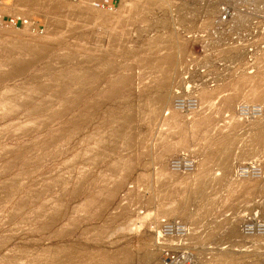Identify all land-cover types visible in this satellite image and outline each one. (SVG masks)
I'll return each instance as SVG.
<instances>
[{
    "label": "rangeland",
    "instance_id": "1",
    "mask_svg": "<svg viewBox=\"0 0 264 264\" xmlns=\"http://www.w3.org/2000/svg\"><path fill=\"white\" fill-rule=\"evenodd\" d=\"M78 1L0 2L27 19L0 23V264H164L147 223L181 205L193 235L172 264H264L263 242L229 234L264 218V178L235 175L264 167V118L235 115L264 90V0H142L136 15ZM176 89L209 97L170 117ZM181 154L199 182L171 170Z\"/></svg>",
    "mask_w": 264,
    "mask_h": 264
},
{
    "label": "built area",
    "instance_id": "2",
    "mask_svg": "<svg viewBox=\"0 0 264 264\" xmlns=\"http://www.w3.org/2000/svg\"><path fill=\"white\" fill-rule=\"evenodd\" d=\"M88 1L95 7L100 6L103 8L108 5L104 1ZM116 3H118V0H111V4L115 5ZM26 21L27 19L20 16H0V23H9L14 26L25 25ZM171 107V110L178 113L194 112L198 107V101L194 94L179 92L175 94ZM235 112V115L240 120L258 119L264 114L263 107L258 103H241L236 107ZM169 166L175 173H191L196 168V162L193 157L181 154L171 158ZM263 174V169L258 162L241 164L235 171V175L243 180H259L263 177ZM147 224L150 227L149 231L158 241L156 244L164 264L174 263L180 253L179 249H182L186 244L185 242L189 234L188 225L178 218L166 216L158 217L156 220L150 218ZM241 232L245 237L264 236V221L259 218L244 219L241 223ZM208 264L218 263L210 262Z\"/></svg>",
    "mask_w": 264,
    "mask_h": 264
},
{
    "label": "bare ground",
    "instance_id": "3",
    "mask_svg": "<svg viewBox=\"0 0 264 264\" xmlns=\"http://www.w3.org/2000/svg\"><path fill=\"white\" fill-rule=\"evenodd\" d=\"M58 2H59V0H57ZM70 1H72V0H70ZM81 1V0H80ZM80 1H78V2H80ZM98 2H100V1H104V2H106L108 5H107V7H103V8H101L100 6H92V7H94V8H99V9H112V7H114L115 5H113V4H111V0H97ZM127 1H138L137 3H133L132 2V4L130 5V6H128L127 4V6L126 7H124L125 9H129L128 7H136V9L135 8H133V10L135 11L136 10V12H135V15L137 14V12H139L140 11V1L142 2V0H119V3H121V4H125ZM60 2H61V0H60ZM63 2V1H62ZM73 2H76V1H73ZM77 2V3H78ZM156 2H157V0H156ZM52 3V2H51ZM55 3H56V1H55ZM83 3V2H82ZM145 3V2H144ZM46 5V4H45ZM83 5V4H82ZM53 6H55V5H53ZM59 6H60V4H59ZM77 6V5H76ZM78 6H80V4L78 3ZM164 6V5H163ZM81 7V6H80ZM77 8H79V7H77ZM141 8H142V5H141ZM80 9V8H79ZM81 10H82V8H81ZM142 10H143V8H142ZM147 10V9H146ZM134 11H132V13H134ZM147 13H148V11H147ZM139 14V13H138ZM238 14H240V13H238ZM237 14V15H238ZM134 15V16H135ZM140 15H141V13H140ZM147 15V14H146ZM239 16H241V15H238V17ZM243 16V15H242ZM133 17V16H132ZM142 17V16H141ZM239 18H241V17H239ZM239 18H237V20H240ZM245 17H243L242 19L243 20H246V19H244ZM139 19V18H138ZM141 21V20H140ZM164 21V20H163ZM239 22V21H238ZM240 23V22H239ZM246 23V22H245ZM240 25H241V23H240ZM108 39V38H107ZM110 39V38H109ZM113 41H115V40H113ZM118 41V40H117ZM120 43H124V42H120ZM123 45V44H122ZM113 46V45H112ZM120 46V45H119ZM171 48V47H170ZM115 49V48H114ZM119 49V48H118ZM173 50V49H172ZM102 51V50H101ZM168 51V50H167ZM100 52V51H99ZM110 54V53H109ZM131 54V53H130ZM172 53H170V55H169V53L168 54H166V55H164V56H162V57H160V58H158V59H155L153 62H156V64H158L160 61V63L161 64H163V62L164 63H166L167 64V66H169L170 67V65H172L173 63H174V61H173V58H174V55H173V57H172V55H171ZM133 55V54H132ZM222 55V54H221ZM103 57H105V56H103ZM235 57V56H234ZM231 58H232V56H231ZM151 60V59H150ZM101 61V60H100ZM99 61V62H100ZM163 61V62H162ZM103 62V61H102ZM146 62V61H145ZM147 63V62H146ZM152 63V62H151ZM165 64V65H166ZM162 66V65H161ZM160 66V67H161ZM144 67V66H143ZM153 67V66H152ZM158 68V67H157ZM170 70L172 71V69L170 68ZM86 71V70H85ZM107 71V70H106ZM162 71L163 72H165L163 69H162ZM161 71V72H162ZM170 71V72H171ZM160 72V71H159ZM158 73V72H157ZM171 75V74H170ZM262 80V79H261ZM264 80V79H263ZM169 70L168 71H166V73H165V75L163 76V77H161V79H160V81L158 82V85H159V87H160V91H157V89H156V91L158 92V94L155 96V103L157 104H160V105H162V106H164V105H167L168 103V100H167V95H164V93H163V89H165L166 88V86H168L169 84ZM186 83V82H185ZM185 83H183V84H185ZM157 85V86H158ZM253 87V86H252ZM257 87H259V86H257ZM258 89V88H257ZM159 90V89H158ZM177 90V91H176ZM175 91H173V95H172V100H173V98H174V96H175V94L176 93H179L180 91H178V89H176ZM155 91V92H156ZM205 91V90H204ZM253 91H255V90H253ZM263 91V92H262ZM203 92V91H202ZM261 93L259 94H257V95H255V96H253L252 98H250L249 99V101L247 102V103H252V104H254V103H263L264 102V90L262 89L261 91H260ZM189 94H194L195 96H196V98H197V101H199V105H200V107L202 108V106L204 105H202V103L204 102V101H206V100H208V97H209V95L207 94V93H202V94H200V96L199 97H197V95L195 94L196 93V91L195 90H189V92H188ZM253 93V92H252ZM166 94V93H165ZM166 96V97H165ZM236 96V95H235ZM234 98V97H233ZM154 100V99H153ZM172 100H171V103H172ZM234 100V101H233ZM231 99V100H229L228 102H227V104L228 105H230L231 106V104L233 103V102H235L236 103V101L235 100H237V98H235V99ZM147 102V101H146ZM234 103V104H235ZM142 104H144V103H142ZM158 104H157V106H158ZM234 104H233V106H234ZM152 105V104H151ZM198 105V106H199ZM149 106V105H148ZM229 106V107H230ZM141 108V107H140ZM145 108V107H144ZM162 108V107H161ZM172 108V107H171ZM142 109V108H141ZM168 109V108H167ZM197 109H198V107H197ZM197 109H196V111H197ZM147 110V109H146ZM144 112V111H143ZM146 112V111H145ZM167 112V111H166ZM174 112H176V111H174ZM174 112H173V110H171L170 109V117L172 116V113L174 114ZM195 112V111H194ZM167 113H169V112H167ZM176 113H178V112H176ZM178 114H180V113H178ZM262 118H264L263 116L261 117V118H258V119H256V120H259V119H262ZM127 121H128V119H127ZM261 121V120H260ZM176 122V121H175ZM200 122V121H199ZM201 123V122H200ZM199 123V124H200ZM204 123V122H203ZM198 124V125H199ZM235 124V123H234ZM124 125V124H123ZM121 126V125H120ZM123 127V126H122ZM203 127V126H202ZM263 127H264V124L263 125H259L258 127H257V130H261V129H263ZM124 128V127H123ZM122 129V128H121ZM120 129V130H121ZM116 130V129H115ZM256 130V129H255ZM254 130V131H255ZM260 132V131H259ZM220 133V132H219ZM249 134H251V132L249 133ZM255 134V133H254ZM258 134V133H257ZM112 135V134H111ZM259 135H263L262 134V132H261V134H259ZM115 137V136H114ZM257 138H258V136H257ZM261 138V137H260ZM227 139V138H226ZM260 141V140H259ZM99 144H101V143H99ZM90 148V147H89ZM113 150V149H112ZM87 153V152H86ZM85 153V154H86ZM92 155V154H91ZM93 156V155H92ZM191 156V155H190ZM97 157V156H96ZM163 157V156H162ZM191 157H193V156H191ZM194 158V157H193ZM244 158V157H243ZM97 159V158H96ZM241 160H242V158H241ZM164 161V160H163ZM129 164H131V163H129ZM222 164V163H221ZM225 164L223 163V166H224ZM199 166L200 165H197V162H196V170L194 171V174L196 175V177H197V181H198V179L201 177V168L199 169ZM201 167V166H200ZM262 167V166H261ZM230 168H232V167H230V164H226L225 165V169H224V167H223V176L225 177L227 174H229V172H228V170L230 169ZM264 168V167H263ZM262 168V169H263ZM264 172V171H263ZM202 173H203V171H202ZM203 175V174H202ZM218 175H222V174H218ZM204 176V175H203ZM202 176V177H203ZM203 178H205V177H203ZM264 178V176L261 178V179H263ZM199 182V181H198ZM197 183V182H196ZM218 183V182H217ZM189 186V185H188ZM188 189L190 190V191H193V193L195 192V193H201V191H203V189H204V186L202 185V183L200 182V184H197V185H191V186H189L188 187ZM187 190V189H186ZM109 192V191H108ZM189 192V191H188ZM114 193H115V191H111V192H109V193H107V196L108 197H112L113 195H114ZM192 193V192H191ZM191 195V194H190ZM189 195V196H190ZM200 196V195H199ZM208 197V196H207ZM189 198V197H188ZM194 199V198H193ZM203 199V198H202ZM206 199V198H205ZM109 200H111V199H109ZM206 203H209V201H205ZM204 202V203H205ZM185 203H187V202H185ZM184 203V204H185ZM194 203V202H193ZM191 204V203H190ZM210 204V203H209ZM208 204V205H209ZM186 205V204H185ZM181 207H182V205H181ZM181 207L180 208H178V209H175V210H173V212H172V215H175L176 214V217L177 218H179L180 220H182V221H184L185 223H187L186 221L187 220H190L191 221V223H187V225H188V227L190 228L189 229V234H188V240H189V238H191L192 237V235H193V230L191 229V226H192V219H193V217L192 216H190L191 215V213L190 212H187V214H189V215H187V214H184V213H182L181 211L183 210V209H181ZM185 208V207H184ZM190 209V208H189ZM262 209L264 210V204H263V206H262ZM180 211V213L178 214V212ZM57 213V212H56ZM55 213V214H56ZM186 213V212H185ZM252 213V212H251ZM54 214V215H55ZM169 214V213H168ZM194 213L192 212V215H193ZM264 214V213H263ZM262 214V215H263ZM196 215V214H195ZM198 215V214H197ZM250 215V213H245L244 215H242V219L244 220V219H248V218H259V219H261L260 218V216L259 215H253V216H249ZM252 215V214H251ZM146 216H147V214H146ZM199 216V215H198ZM175 217V216H174ZM192 217V218H191ZM200 217V216H199ZM198 217V218H199ZM264 217V216H263ZM194 218H197V217H194ZM197 218V219H198ZM242 220V221H243ZM262 220V219H261ZM263 220H264V218H263ZM194 222V221H193ZM194 223H196V222H194ZM238 232H239V234H242V232H241V229H239V231L236 229V228H233V227H231L230 229H229V234L230 235H235L236 233L238 234ZM238 234V235H239ZM240 236V235H239ZM250 238V241H252V243H255V246L253 245V247H255V248H258V247H260V245H261V243L263 242L264 243V236H254V237H249ZM194 240V239H193ZM263 246V245H262ZM253 249V248H252Z\"/></svg>",
    "mask_w": 264,
    "mask_h": 264
}]
</instances>
